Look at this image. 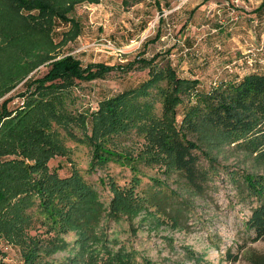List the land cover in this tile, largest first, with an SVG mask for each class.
Instances as JSON below:
<instances>
[{"label": "rangeland", "instance_id": "rangeland-1", "mask_svg": "<svg viewBox=\"0 0 264 264\" xmlns=\"http://www.w3.org/2000/svg\"><path fill=\"white\" fill-rule=\"evenodd\" d=\"M4 7L0 0V13ZM67 15L80 22V32L76 36L77 28L58 21L50 37L59 44L52 53L73 54L84 65L126 64L159 54L161 64L168 58L181 77L200 79V90L264 72V0L81 1ZM43 39L34 40L45 45L48 39ZM8 42L0 35V109L10 98V109L23 104L27 81L43 76L51 61L29 70L21 65L29 55L13 60ZM31 58L34 64L39 54ZM149 70H114L93 81L76 80L74 100H68L67 107L90 114L101 100L139 85ZM5 82L8 90L1 93ZM186 105L178 108L179 121ZM128 136H114L106 145L135 158L141 182L131 193L139 201L111 214L116 193L112 187L129 189L131 165L113 160L93 168L91 145L64 135L70 152L49 160L48 169L60 165L61 177L73 172L83 177L97 195L96 208L77 206L75 212L72 203L61 201L48 212L31 207L0 235V264H101L121 247L132 251L138 264H264V238L254 241L255 233L246 224L258 204L255 191L264 187L263 161L249 160L240 151L215 167L203 159L210 179L204 192L194 195L182 189L179 174L167 164L150 162L160 147L147 150L143 135Z\"/></svg>", "mask_w": 264, "mask_h": 264}, {"label": "trees", "instance_id": "trees-1", "mask_svg": "<svg viewBox=\"0 0 264 264\" xmlns=\"http://www.w3.org/2000/svg\"><path fill=\"white\" fill-rule=\"evenodd\" d=\"M81 1L100 2L2 0L5 7L0 13V35L9 40L8 53L15 56L12 59L20 62L21 54L29 55L28 60L19 63L27 64L29 70L51 61L46 64L48 71L43 76L27 81L21 94L23 104L10 109V98L0 109V235L35 205L40 212H48L58 201L72 203L70 208L75 212L77 206L96 208L97 195L83 177L74 172L61 177L60 165L48 169L49 160L70 152L63 142L64 135L91 145L93 168L105 167L113 160L131 165H128L132 172L129 189L117 184L112 187L116 193L111 214L139 201L131 192L141 182L135 158L116 153L106 145L114 136L143 135L149 142L147 150L160 147L150 162L167 164L173 171L170 172L179 174L182 189L194 195L204 192L210 179L209 166L230 160L238 151L249 160L264 162V72L247 73L239 81L221 82L209 90H200V79L181 77L168 58L161 64L159 54L126 64L84 65L73 54L52 53L59 44L50 37L58 21L71 23L77 28L74 35L79 34L80 22L67 14ZM38 36L48 39L45 45L42 40H34ZM33 54H39V58L30 64ZM14 65L17 69V63ZM144 66L150 68L144 81L101 100L97 110L90 114L68 109L74 100L71 88L76 80L93 81L114 70L126 72ZM6 84L1 93L8 90ZM183 103L187 105L179 121L178 108ZM77 130L82 131L83 138ZM203 159L209 163L208 167ZM256 182L262 184L259 178ZM255 192L258 204L246 224L257 241L264 238V187ZM101 264L138 263L132 251L121 247L107 263Z\"/></svg>", "mask_w": 264, "mask_h": 264}, {"label": "built area", "instance_id": "built-area-1", "mask_svg": "<svg viewBox=\"0 0 264 264\" xmlns=\"http://www.w3.org/2000/svg\"><path fill=\"white\" fill-rule=\"evenodd\" d=\"M261 50H262V48H261Z\"/></svg>", "mask_w": 264, "mask_h": 264}]
</instances>
